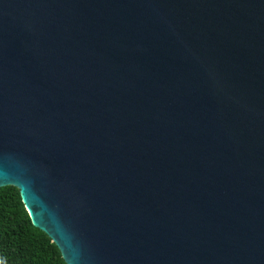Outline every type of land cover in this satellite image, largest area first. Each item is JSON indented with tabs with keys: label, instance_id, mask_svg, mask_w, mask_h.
Listing matches in <instances>:
<instances>
[{
	"label": "water",
	"instance_id": "water-1",
	"mask_svg": "<svg viewBox=\"0 0 264 264\" xmlns=\"http://www.w3.org/2000/svg\"><path fill=\"white\" fill-rule=\"evenodd\" d=\"M65 264H264V0H0V189Z\"/></svg>",
	"mask_w": 264,
	"mask_h": 264
},
{
	"label": "trees",
	"instance_id": "trees-1",
	"mask_svg": "<svg viewBox=\"0 0 264 264\" xmlns=\"http://www.w3.org/2000/svg\"><path fill=\"white\" fill-rule=\"evenodd\" d=\"M0 264H65L51 239L32 225L13 187L0 189Z\"/></svg>",
	"mask_w": 264,
	"mask_h": 264
}]
</instances>
